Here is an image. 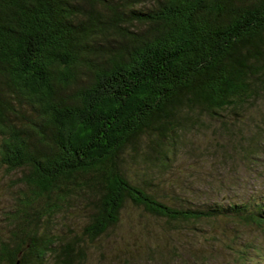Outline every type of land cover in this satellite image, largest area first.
<instances>
[{
    "label": "trees",
    "instance_id": "trees-1",
    "mask_svg": "<svg viewBox=\"0 0 264 264\" xmlns=\"http://www.w3.org/2000/svg\"><path fill=\"white\" fill-rule=\"evenodd\" d=\"M192 128L224 137L236 166L263 160L264 0H0V168L20 171L0 264H83L126 205L168 227L253 228L261 241L209 236L234 264L262 260L264 192L200 205L165 192ZM73 208L81 232L55 223Z\"/></svg>",
    "mask_w": 264,
    "mask_h": 264
},
{
    "label": "rangeland",
    "instance_id": "rangeland-1",
    "mask_svg": "<svg viewBox=\"0 0 264 264\" xmlns=\"http://www.w3.org/2000/svg\"><path fill=\"white\" fill-rule=\"evenodd\" d=\"M223 144L224 137L214 139L209 132L200 136V130L192 128V132L184 139L175 164L164 169L165 192H169V184L177 183L183 188L180 192L193 204L199 205L213 200H236L240 196L258 192L263 194L264 155L259 165L243 168L222 158ZM207 146L209 148L206 149ZM125 167L129 177H141L138 160L127 158ZM19 174L18 170L6 172L0 168V203L5 210L19 187H12L11 194L6 188ZM175 192L179 191L176 189ZM68 217H58L55 223L62 226L63 230L81 232L83 220L80 210L71 209ZM2 219L0 214V222ZM229 222L224 219L200 223L180 222L168 227L163 221L126 205L118 225L92 243L87 242L83 264H234L233 255L223 245L213 241L210 232L218 238H227L238 229V241L254 237L259 242L263 237L253 228ZM229 226L232 227L229 229ZM251 264H264V254L262 260Z\"/></svg>",
    "mask_w": 264,
    "mask_h": 264
}]
</instances>
